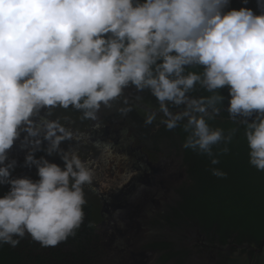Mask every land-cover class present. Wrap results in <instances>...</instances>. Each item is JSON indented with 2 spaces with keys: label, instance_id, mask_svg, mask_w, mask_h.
Listing matches in <instances>:
<instances>
[{
  "label": "clouds",
  "instance_id": "9594fccd",
  "mask_svg": "<svg viewBox=\"0 0 264 264\" xmlns=\"http://www.w3.org/2000/svg\"><path fill=\"white\" fill-rule=\"evenodd\" d=\"M240 1L244 7L225 11L231 0H0V185L11 186L0 197V244L16 247L27 234L42 247H55L77 234L85 220L84 186L92 184L94 172L77 151L61 149L63 141L74 139V128L53 120L52 110L72 107L82 113L81 119L100 122L101 109H110L128 87L137 91L121 103L122 115L137 99L147 109L145 99L154 96L159 109H148L145 124L151 125L158 113L167 130L186 121L182 147L207 155L213 165L219 163L213 146L224 143L220 152L227 153L236 132L226 135L210 126L209 121L226 112L229 121L244 125L249 164L264 172V0ZM186 66L203 71L186 72ZM197 85L214 94L193 98L190 92ZM225 86L231 98L222 110L218 105L225 97L219 89ZM180 107L182 111L171 110ZM39 111L45 118L37 124L32 118ZM133 115L138 120L135 111ZM129 124L128 119L122 134L127 130L131 136ZM22 131L33 146L24 160L36 166L37 181L12 178L17 162L6 163ZM122 136L121 141L130 137ZM44 140L49 142L47 153L60 155L63 168L35 156L44 150ZM74 141L81 144L83 139ZM158 159L154 162L172 161ZM169 169L158 175L159 183L174 185L181 179L177 173L182 169ZM145 223L153 231H145L141 219L143 233L160 240L175 246L190 241L187 228L146 218Z\"/></svg>",
  "mask_w": 264,
  "mask_h": 264
},
{
  "label": "flooded vegetation",
  "instance_id": "af4514ba",
  "mask_svg": "<svg viewBox=\"0 0 264 264\" xmlns=\"http://www.w3.org/2000/svg\"><path fill=\"white\" fill-rule=\"evenodd\" d=\"M245 5L241 3L240 0H231V4L228 6V8L225 9V11L231 10L233 8L240 9L241 7H244ZM187 71H195V72H202L203 68L199 66H186V72ZM219 92L221 95L225 97L223 103V106L218 105V107H221L222 110H226V107H229V101H230V95H229V86H225L222 89H219ZM214 93H209L205 89L201 88L199 85L196 86L192 92H190V95H192L193 98H200V97H208L213 95ZM147 102L146 107L149 110L157 111L159 109V103L156 100V98L152 95L147 97L145 99ZM123 104H126L125 102H122ZM144 102L140 99H137V102L132 106V109L135 111V115L138 120L131 117L129 119V125L130 130H132L131 136L125 130L123 134L125 136H130L132 138L131 140H139L140 144L144 145L148 151L152 150L154 155H151L143 150L141 147V150L137 153V155L133 158V160H129L131 162H128L125 160L127 156H130L131 148L130 146H124L121 147L119 150V157L120 159L117 160L115 164H109L107 161H102L96 165L94 162L93 156L91 154V151L87 149L86 147L80 148V144H78L74 140H65L61 143L60 147L61 149L65 151H69L71 149L77 151L81 158L89 162V167L92 168L94 172L93 176V182L90 185H85L84 188L86 191H88L91 195L95 196L98 201L102 203V219L100 223H97V225H104L105 223H111L110 228L116 229L119 231L121 228L123 229L124 235L128 239L129 247H124V257H123V264H128V260L126 259V255L131 254L133 257H137L139 259L141 252L145 251L143 255H146V259L153 261L154 258L152 255H156L158 257V260L163 262L164 260H171L170 262L172 264L175 263L177 259H181V264L186 263V257L185 255H189V253H183L180 248L175 246L174 243L168 242V245H154L153 242L160 241L157 235H154L152 233L146 234L143 233L142 226L139 227L138 222L141 223V219H148L151 222H157V223H165L168 226L174 227V228H189V236L190 239L195 240V244H200L202 248H205L208 250V263L209 264H264V237L258 238L256 236L252 237H244L243 240H240L237 237H233V232L229 234V236L224 232H227L226 225L224 224L221 228H224L220 234H217L218 238L212 239L211 242L206 240L205 233L203 234L199 227L195 224H193L188 216L183 212V209L181 205L178 206V202L176 199L178 195L180 196V189L174 188L171 192L168 190L166 194H164L163 197L157 190V184H159V181L157 179V176H150L148 175V169H145V163L148 165V163H153L154 161H159L158 157H164L166 159H172L174 155H168L162 149H169L174 150L177 152L179 159L181 162L188 163L183 158L186 157V152H194L192 153L193 156H197L199 154L198 152L195 154V151H192L191 149H185L182 147L187 133L183 130V124L186 123V121H181L180 126H178L175 129L167 130L165 125L155 123L153 122L151 125H148L147 128H143V124H145V119L140 116L139 111H141L139 105H143ZM124 108H127V106H124ZM181 111L183 110V107L179 108ZM221 110V111H222ZM47 109H44V114L47 116ZM162 114V113H161ZM224 114V113H223ZM222 114V115H223ZM226 114V112H225ZM49 117V116H47ZM53 120H59V122L63 126H72L74 129L79 127L80 133H83L87 130H89V127L91 128L94 124L92 120H86L81 119L82 113L80 111L75 110L72 107H69L68 109L63 108H56L52 110V115L50 116ZM255 117L250 118V122ZM78 122V126H73L75 122ZM222 123V126L224 127V122L222 120L221 112L220 114L214 119L209 121V124L212 128H218L216 127V124L220 126V122ZM100 124V123H99ZM106 125V123H103ZM237 126H244L239 123V121H236ZM122 133L120 135H123ZM84 141V139H83ZM117 146V145H116ZM44 151L48 148V145L45 143L43 144ZM33 146L29 148L30 152L32 151ZM117 150V149H115ZM114 150V151H115ZM135 150V147L133 148ZM37 151H40L37 150ZM37 151H35V156L37 155ZM47 159L49 162H53L55 160L51 159H60V165L62 168L64 167V161L61 159L60 155L58 154H52L49 155L46 152L41 156ZM11 160H15L16 166H15V172L17 175L23 176V177H29L33 179L34 181L39 180V176L37 174L38 170L36 166H33L31 168H27L28 166L24 161H19L18 159L12 158ZM10 162V159L6 161V163ZM132 165L135 168L134 174L131 177V168ZM97 168V169H96ZM101 168V169H100ZM22 169V170H21ZM21 170V171H20ZM19 171V172H18ZM141 172L144 173V176L147 179V183H145L139 176ZM12 173V174H13ZM149 177V179H148ZM21 178V177H20ZM124 178V179H123ZM109 183L113 185H118L117 189H123L124 193H122L124 196H130V195H137L140 198V207L137 204H123L118 205L113 215H110L109 212L105 211V208L103 206L104 198L98 194L99 192L94 189V192L92 188L95 186L97 187L98 184H101L103 180H110ZM123 179V180H121ZM121 182H123V185H121ZM4 192L9 191V187L3 188ZM100 195V196H99ZM162 200V201H161ZM184 201V200H183ZM134 208L136 211L133 214H129V212ZM181 219H186L187 224L182 222ZM118 221V223H116ZM114 224V226H113ZM143 224V222H142ZM116 225H119L120 228ZM144 225V224H143ZM195 227L197 230H195ZM95 228V227H94ZM104 228V226H103ZM102 228V229H103ZM193 229V230H192ZM98 229H93V234L91 237L93 238L96 236H103L104 231L101 230L100 232L97 231ZM92 231V230H91ZM144 235V236H143ZM114 234H111L109 237V241L111 242L109 246V250L105 247L104 242L105 239L103 237V240L101 241L102 246L106 249L107 253L105 255L111 257L114 255L113 253L117 252L118 249L121 247V245L116 242L114 239ZM140 236H143L142 239L138 240ZM114 239V240H113ZM139 242V244H138ZM142 244V245H140ZM228 244H232L233 246L228 249L229 252L225 251V246ZM138 245V246H136ZM237 245V246H236ZM201 246H199L201 248ZM148 248V250H143V248ZM167 250L169 253H167ZM180 251V253H178ZM187 251V252H188ZM101 252V251H100ZM162 252L165 253L164 256H161ZM103 253V252H101ZM173 253V254H172ZM104 254V253H103ZM139 255V256H138ZM144 259V260H146ZM141 260V259H140ZM135 263V261H134Z\"/></svg>",
  "mask_w": 264,
  "mask_h": 264
},
{
  "label": "trees",
  "instance_id": "16d2710c",
  "mask_svg": "<svg viewBox=\"0 0 264 264\" xmlns=\"http://www.w3.org/2000/svg\"><path fill=\"white\" fill-rule=\"evenodd\" d=\"M229 119L224 113L222 117L225 121L224 127L221 121H219L220 126L216 124V127L222 128L226 135L230 130H236L232 141L227 145L229 151L220 152L225 146L224 143L213 146V152L219 159L216 165L211 163L207 155L197 154L195 157L192 155L194 152H186V157L182 160L188 163L181 162L183 178L181 177L175 184L176 188L180 189L181 196L178 206L181 205L189 220L205 233L206 240L210 242L218 238L217 234L224 230L221 228L224 224L227 229V232H224L228 236L233 232V237L238 236L240 240L256 235L258 238L264 237V172L258 171L249 164V148L244 135V126H237ZM78 122L73 126H78ZM80 130L83 129H78L77 132ZM44 152L46 151H37V155L42 156ZM213 168L227 173V176L221 178L213 175L211 171ZM6 187L11 186L0 185V197L8 192L3 191ZM85 195L87 200L84 206L85 220L74 237H69L67 241L55 247H42L26 234L16 247L0 244V264H91L88 254L107 253L101 240L98 237L94 239L91 237L96 224L102 219V203L86 190ZM181 220L187 224L186 219ZM152 244L162 246L168 245V242L160 240ZM199 246L201 245L195 244L194 239L177 245L184 254L190 251L189 255H185V264H209L208 250ZM141 253L139 259L131 254L126 255L127 263L166 264L158 260L156 255H152L154 260L151 261L143 255L145 251ZM67 255L74 256V260L67 262ZM164 255L163 252L162 256ZM174 264H181V259H177Z\"/></svg>",
  "mask_w": 264,
  "mask_h": 264
},
{
  "label": "water",
  "instance_id": "95a60500",
  "mask_svg": "<svg viewBox=\"0 0 264 264\" xmlns=\"http://www.w3.org/2000/svg\"><path fill=\"white\" fill-rule=\"evenodd\" d=\"M134 91H137L135 89V87L126 88L124 91V94L120 98H118L116 101L113 102V106L110 109L102 108L98 114L99 119L101 121L100 122L95 121L89 130H87L83 133H73L71 131L74 135L73 140H75V138L84 139V141H82V143L80 144L79 147L80 148L86 147L87 149H89L91 151V154L93 156V159H94V162L96 163V165L102 161H105V162L107 161L111 165L115 164L117 162V160L120 159L119 150L121 149V147L129 146L130 144H132V142H131L132 140H130V139H128L126 141H121L120 138L123 139L124 137L120 134L127 127L128 119H130L131 117H134V115H133L134 110L131 108L132 110L130 112H128V114L125 116V115H122L120 113L119 109L122 106L121 103L128 100V99H125L126 96L128 97L129 94L134 92ZM190 96H192V95H190ZM139 107H140L142 112L139 111L138 114H140V116H142L144 119H146V116L151 112L142 105H139ZM127 108H129V107H127ZM178 109L179 108H173L171 110L173 112H178L179 111ZM44 118H45V115L43 113H41V111H39V113L37 115H35L32 119L37 124H39ZM162 118H163V114L158 113L154 122L162 124L161 123ZM103 123H106V125H104ZM147 127H148V125L143 124V128H147ZM25 136H27V133L22 131L20 138L14 143L13 147L9 150L8 159L14 158V159L24 161L27 154L30 152L29 148L32 146L31 144L25 142V140H24ZM43 142L49 146V142L47 140H44ZM134 147H135V150L130 153V156H127L125 158V160L128 162H131L129 160H133V158L137 155L138 151L141 150V147L143 148L145 146L142 144H140V145L135 144ZM115 149H117V150H115ZM165 150L170 151L169 149H165ZM177 156H179V155L177 153H175V155L171 159L172 161H170L168 163H164V162L150 163L149 162L147 165L149 177L156 175L157 179H158V175H161L162 177L164 175H166L168 173V171L170 170L169 167L166 166L167 164L170 166H175V167L177 166L180 169H182L181 161L179 159H177L178 158ZM51 160H55L52 163H56L57 165L60 164V162H59L60 159H58V158L57 159H51ZM88 164H89V162H88ZM60 165H62V163ZM33 166H35V165H33ZM33 166H31V167H33ZM31 167L28 166L27 168H31ZM131 169H132V174H131V177H132L134 174V171H135V168L133 165H132ZM20 177H23V176L17 175L15 172L12 174V178H20ZM139 177L145 183L148 182L146 177L144 176L143 172H141ZM149 177H148V179H149ZM123 179H121V180H123ZM109 181H111V179L110 180H103L101 182V184H98L97 187L94 186L92 188V190H93V192H94V189L97 190L99 192L98 194H100L104 198L105 202L103 203V206L105 208V211L109 212L110 215H113V213L115 212L118 205H123V204H130V205L137 204V205H139L140 204V198L137 195H130L128 197L124 196L122 194V193H124L123 189H117L118 185L117 184L113 185L112 183L110 184ZM121 185H123V182H121ZM156 186L158 187L157 188L158 192L161 191L160 192L162 194L161 197H163L164 194H166V192H168V190L172 188V187L170 188L171 185L162 184V183H159ZM171 192H173V191H171ZM139 207H140V205H139ZM135 211L136 210L134 208H132V210L129 212V214H133ZM116 223H118V221H116ZM113 226H114V224H113ZM116 226L118 227V229L120 228L119 225H116ZM114 231H115L114 239L116 242L118 241V243L121 245V247L118 249L117 252L113 253L114 255L112 257H111V255L107 256L103 253H98L96 256L93 257L94 258V260H93L94 264H97V263H100V264H123L124 247L125 248L129 247L128 239L124 235L125 231H123L122 228L119 231L114 229ZM110 244H111V242H109V238L106 239L104 242V245L108 250H109ZM232 246H233L232 244H228L227 246H225V248H224L225 251L229 252L228 249H230Z\"/></svg>",
  "mask_w": 264,
  "mask_h": 264
},
{
  "label": "rangeland",
  "instance_id": "374dc122",
  "mask_svg": "<svg viewBox=\"0 0 264 264\" xmlns=\"http://www.w3.org/2000/svg\"><path fill=\"white\" fill-rule=\"evenodd\" d=\"M131 127V126H130ZM132 128V127H131ZM78 129H80L79 127H77V128H75L74 130H72V132L73 133H75ZM128 131H132V130H128ZM134 143L135 144H138V143H140V141L139 140H136V141H134ZM145 149V148H144ZM166 166H168L169 168H174L175 166H170V165H166ZM170 170H172V169H170ZM177 172H180V170H178ZM177 174H179V176H181L182 178H183V175H182V173H177ZM180 178V177H179ZM179 178L178 179H176V181H178L179 180ZM175 184L176 183H174V185H171L170 186V191L173 189V186H175ZM142 222H143V224H144V226H145V231H147V230H150V231H153L150 227H147V225H146V223H145V219H142ZM100 223V222H99ZM103 226H104V228H103ZM97 225L96 226V229H98L97 231H101V230H103L104 231V234L105 235H103V236H98V239L99 240H103V237H104V239L106 238V239H108L109 237H110V235L112 234V232H113V230H111V228H110V223H105L104 225ZM103 228V229H102ZM94 238H97V237H93V239ZM44 250V249H43ZM91 255V256H90ZM88 254V256L91 258V264H94L93 263V260H94V256H95V254H93V253H91V254ZM74 260V256H70V255H67V258H66V261L67 262H71V261H73ZM47 264H52V263H47ZM78 264H81V263H78ZM97 264H100V263H97Z\"/></svg>",
  "mask_w": 264,
  "mask_h": 264
}]
</instances>
